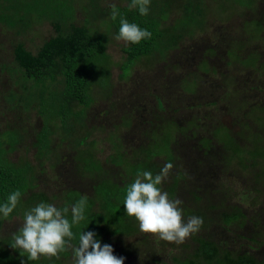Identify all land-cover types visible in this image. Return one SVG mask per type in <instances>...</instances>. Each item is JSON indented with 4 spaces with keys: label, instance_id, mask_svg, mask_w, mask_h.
<instances>
[{
    "label": "rangeland",
    "instance_id": "374dc122",
    "mask_svg": "<svg viewBox=\"0 0 264 264\" xmlns=\"http://www.w3.org/2000/svg\"><path fill=\"white\" fill-rule=\"evenodd\" d=\"M88 1L71 0L74 21L106 35L108 76L89 78L88 105L70 102L68 134L57 119L47 121L42 153L35 146L45 123L38 99L61 87L24 78L13 49L21 43L35 53L55 29L48 20L22 30L0 23V147L13 164H28L21 170L35 186L23 198L42 192L56 203L76 189L98 204L96 184L135 179L139 160L157 174L170 162L162 190L183 202L185 221L202 218L200 230L177 245L142 233L135 221L134 230L108 231L99 241L124 264H233L238 249L250 264H264V0L242 7L231 0H150L148 16L163 36L126 71V43L104 18H87ZM187 1L201 9L194 20L182 9ZM113 3L127 0H99L100 7ZM224 215L232 218L228 225ZM2 221L1 228L16 230L24 217ZM68 255L64 264H72Z\"/></svg>",
    "mask_w": 264,
    "mask_h": 264
},
{
    "label": "trees",
    "instance_id": "16d2710c",
    "mask_svg": "<svg viewBox=\"0 0 264 264\" xmlns=\"http://www.w3.org/2000/svg\"><path fill=\"white\" fill-rule=\"evenodd\" d=\"M130 3L131 0H127L126 4H116L120 15L115 21L111 19V7H100L99 0H89L83 7L87 18H104L114 34H119L121 18H125L130 23L137 24L141 29H147L151 32L150 39L142 40L139 44H126L122 48L125 53V61L122 65L124 71L135 60L151 53L158 46L161 36H163V31L160 30L157 19L150 18L148 15H141L138 9H129ZM231 4L242 7L244 4L250 5L252 3L251 0H231ZM182 9L187 13L186 16L188 14L193 16L192 20L202 13L199 4L191 1L185 2ZM191 12L195 13L191 14ZM74 17L75 9L71 0H0V23L11 27L19 26V29L22 30L30 23L48 20L55 29V33L45 39L35 53L27 50L21 43H17L13 49L14 60L22 69L24 78L36 84L49 81L54 87L55 82H57V85L61 87L59 91L56 90V92L50 93L48 97L38 99L40 112L44 116L45 122L35 143L39 153L47 148V138L50 133L47 121L57 119L62 131L68 134L69 122L72 119L70 117V102L74 100L76 104L88 105L91 98L89 78L97 75L100 82L108 76L107 62L109 59L107 60L105 52L106 35L98 30L91 29L86 23L77 24ZM189 22L190 20L188 25L191 24ZM253 24H255L256 29L262 27V22L257 18L253 20ZM159 107L161 108L160 104ZM72 115L77 117L76 113H72ZM4 152V148L1 149L0 147V205L7 202V198L11 193L17 190L21 192L16 209L8 217L17 214L24 217L25 211L30 210L40 202L52 203L61 209L65 206L71 209L72 205L86 196V218L79 225H74L72 228L76 237L72 241L74 245L78 244L79 235L83 231L95 232L97 234L96 239L100 240L103 234L108 231L112 234H124L132 229L134 230L136 219L129 217L124 210L126 190L134 182L133 176L122 186H115L113 183L105 181L96 184L94 195L99 199L98 204H96L95 197L76 189L64 191L56 203L49 200L50 198L42 192L33 193L23 198L24 193L35 186L31 182L32 180H28V177H26L28 176L26 172L29 170L27 169L28 164L24 167L13 164L4 155ZM134 166V173L136 172V174L143 171H150L153 176L157 174L152 166L148 168L142 160H139ZM153 167L158 168L156 163ZM21 169L26 170V172ZM216 194L221 197L225 195L223 191L218 189ZM225 216L223 217L224 221L226 220L224 223L228 225L232 218ZM3 218V214H0V224L3 222ZM67 218L71 221V211H69ZM19 229H5L1 228L0 225V264H21L22 260L27 261L26 256L21 257L20 251L11 247L12 237L15 233H18ZM240 251V249L235 250L234 255L236 258L233 259V264L254 263L246 256L241 255V257ZM211 253V251L207 252L209 255ZM68 254H72L71 250L61 253L60 258H62L58 260L55 258L52 260L41 258L39 261H27V264H64V256L68 258ZM185 263L180 261L178 264ZM188 264H191V262Z\"/></svg>",
    "mask_w": 264,
    "mask_h": 264
},
{
    "label": "clouds",
    "instance_id": "9594fccd",
    "mask_svg": "<svg viewBox=\"0 0 264 264\" xmlns=\"http://www.w3.org/2000/svg\"><path fill=\"white\" fill-rule=\"evenodd\" d=\"M150 0H131L129 9H138L141 15H148ZM111 19L115 21L120 15L117 6L110 5ZM151 32L141 29L137 24L127 19H120L117 41L126 44H139L150 39ZM78 68V67H77ZM173 164L167 162L159 174L153 176L150 171L138 173L134 182L126 190L124 210L129 217H134L139 223V230L150 234L159 240L183 244L192 234L198 232L203 220L190 216L185 221L182 201L170 199L169 194L162 190V184L168 179ZM21 192L11 193L7 202L0 205V214L5 218L16 209ZM87 197L81 198L76 204L62 209L52 203L40 202L30 210L25 211L24 221L18 233L12 237L11 247L20 251L21 257L27 261L60 259V254L71 250L72 264H124L125 257L114 255V249L109 244H102L96 239L93 231H83L79 235L78 244L72 241L76 238L72 228L85 220ZM71 211V221L67 218ZM22 260L21 264H27Z\"/></svg>",
    "mask_w": 264,
    "mask_h": 264
}]
</instances>
